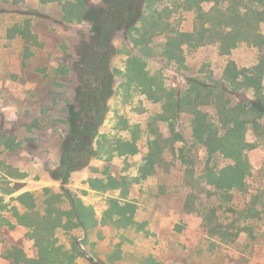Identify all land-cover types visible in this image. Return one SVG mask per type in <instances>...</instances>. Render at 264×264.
I'll return each instance as SVG.
<instances>
[{"label":"rangeland","instance_id":"374dc122","mask_svg":"<svg viewBox=\"0 0 264 264\" xmlns=\"http://www.w3.org/2000/svg\"><path fill=\"white\" fill-rule=\"evenodd\" d=\"M116 1L0 0V264H264V116L244 131L246 189H218L233 161L194 129L225 134L221 93L192 85L228 86L232 66L242 84L223 99L254 100L264 0L122 1L106 33ZM243 223L253 238L212 232Z\"/></svg>","mask_w":264,"mask_h":264},{"label":"trees","instance_id":"16d2710c","mask_svg":"<svg viewBox=\"0 0 264 264\" xmlns=\"http://www.w3.org/2000/svg\"><path fill=\"white\" fill-rule=\"evenodd\" d=\"M264 11L261 13H255V19L257 17V21H264ZM256 22V20H255ZM257 22V23H258ZM239 23V18H238ZM253 36V37H252ZM251 36V40L253 44L259 46L261 51V57L256 66H254L253 70L250 71V74H244V85L248 88L251 86L254 91L256 97L253 101L249 102L248 105L242 106L239 103H233L229 99H223L224 95H232L236 91L234 89L237 86H240L242 83L235 78V68L230 66L226 67L223 72V79L226 81V85L223 83L216 86H208L200 81H193L192 85L197 88L198 93H200L199 89L206 90V92H217L221 93V95L217 98V105H215V112L219 115L220 120L222 121V125L225 128V134L222 137L217 138L212 131L210 130V125L205 123H201L202 126H205V129L201 128V125L197 124L195 126V137L204 143L207 148L211 151L214 149L219 150L225 157L232 159L233 163L228 164L222 169L218 171L217 177H214L212 180L213 185L218 189H224L226 191H233V190H245L246 183H245V176L248 173V168L245 164L244 157L242 155L243 150L247 146L244 142V131L247 124L252 125L254 128L258 127L259 120L264 116V101L259 93L260 90V79L264 76V37L260 34H253ZM235 71V72H234ZM91 85L90 83H86ZM229 86L231 89H229ZM90 95L93 98L94 102H97L98 99H95L96 95V88L90 86ZM200 94H197L196 98H199ZM197 100V99H196ZM183 99L179 97L176 106L180 107L182 104ZM189 104L192 105L193 101H189ZM229 105V106H228ZM192 112L197 115L201 116L200 111H193ZM97 113L96 105L94 109V114ZM198 118V117H196ZM201 120V118H198ZM95 120L91 121V127L89 131V136L93 134L94 123ZM210 128V129H208ZM208 130V131H207ZM262 133H264V129H262ZM73 132V131H72ZM74 136V134H73ZM263 137V144H264V136ZM80 150V149H78ZM70 149L66 151V156L69 155ZM66 171L61 179L62 183L65 184L67 178L69 176V170L71 168V160L69 158L66 159ZM231 197V196H230ZM258 212L254 210L253 207L240 209L239 217L238 218H246L248 216H255ZM232 226H217L212 228V232L218 235L222 242H233L235 238L238 237L240 234H246L249 238H253V229L252 226L249 224L243 223L242 226H238L236 232H231Z\"/></svg>","mask_w":264,"mask_h":264},{"label":"flooded vegetation","instance_id":"af4514ba","mask_svg":"<svg viewBox=\"0 0 264 264\" xmlns=\"http://www.w3.org/2000/svg\"><path fill=\"white\" fill-rule=\"evenodd\" d=\"M122 1H129V0H117L115 3L113 4H109L106 11L104 12L106 20L108 21V28L106 29V33L110 32L112 30V28L114 27L115 24V20L119 17L118 13H116L117 11V7L119 6V4ZM115 11V12H113ZM102 41L104 39V35H102ZM100 47L97 48V53L95 54V59L97 60V63H99L100 58H102V54L99 53ZM95 68V66L90 65L88 62H85L84 64V68L81 71V77L83 79H85L88 83L93 84L94 83V79H95V75L91 73L90 70H93Z\"/></svg>","mask_w":264,"mask_h":264},{"label":"crops","instance_id":"0c3cea01","mask_svg":"<svg viewBox=\"0 0 264 264\" xmlns=\"http://www.w3.org/2000/svg\"><path fill=\"white\" fill-rule=\"evenodd\" d=\"M135 160H137V156H133L132 157V161H135ZM62 191H64L65 190V187L64 186H62ZM27 190H24V191H21L20 193H18V194H21V193H24V192H26ZM10 197L11 196H14V193H11L10 195H9ZM121 198H124V197H121ZM74 212V211H73ZM75 213V212H74ZM80 225L82 226V224L80 223Z\"/></svg>","mask_w":264,"mask_h":264}]
</instances>
